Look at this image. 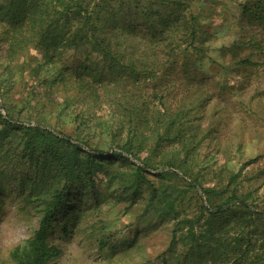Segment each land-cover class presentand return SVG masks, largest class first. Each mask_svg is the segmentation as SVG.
Segmentation results:
<instances>
[{"label": "rangeland", "instance_id": "obj_1", "mask_svg": "<svg viewBox=\"0 0 264 264\" xmlns=\"http://www.w3.org/2000/svg\"><path fill=\"white\" fill-rule=\"evenodd\" d=\"M176 1L160 5L155 0H129L123 8L127 2L143 4L147 11H157L141 16L152 21L176 12L184 17L197 15L195 46L204 53L185 52L184 38L175 44L178 30L168 37L170 47L149 43L139 33L127 42L136 50L123 52L120 58L123 64L134 63L136 75L121 71L122 79L110 84L107 95L98 92L92 96L89 91H78L74 80H59L61 76L70 78L67 74L73 77L77 67L89 68L82 70L83 81H91L93 75L103 81L114 77V70L106 69L108 61L95 53L86 56L82 48L64 51L61 62L46 70L39 68L36 74L30 69L47 60L39 49L25 47L11 61L16 66L11 77L1 75L0 113L24 126L39 124L103 153L134 138L131 131L136 122L146 121L140 134L152 136L137 154L141 160L149 156L150 167L135 203L122 198L120 184L106 188L104 181H95L100 204L92 203L91 194L80 196L75 201L78 215L71 214L75 211L71 206L53 224L49 241L61 255L50 264H182L184 258L189 260L185 241H179L185 230L176 229L175 223L197 214L196 195L185 184L190 179L203 187L227 186L228 193L236 191L239 196L251 193L264 215V13L259 18L264 0H187V9ZM260 4L257 18L246 13ZM141 46L140 55L137 49ZM4 50L1 45L0 61L6 60ZM239 60L249 64L238 65ZM173 61L178 66L174 71L158 65ZM181 68H188L185 75ZM151 73L154 76L149 79ZM196 99H202V105L187 110ZM170 120L174 121L163 137L171 140H163L157 149L154 139ZM5 149L9 156L16 153L12 146ZM185 150L193 154L179 167L170 153L178 154V159ZM129 160L140 165L136 159ZM115 166L114 171H122ZM0 168L5 172L0 192V261L7 263L9 252L32 235L42 214L24 204L21 194V184L29 185L27 178L34 169L21 166L16 159H5ZM233 175L236 179L230 182ZM182 189L186 192L173 204L174 212L161 218L157 210L163 206L162 199L168 195L174 199ZM152 190L156 194L150 202ZM64 224L68 225L66 236L61 228ZM192 258L191 264H211L206 256Z\"/></svg>", "mask_w": 264, "mask_h": 264}, {"label": "trees", "instance_id": "obj_2", "mask_svg": "<svg viewBox=\"0 0 264 264\" xmlns=\"http://www.w3.org/2000/svg\"><path fill=\"white\" fill-rule=\"evenodd\" d=\"M124 1L129 0H0V46L4 45L6 53V60L0 61V84L4 82L1 75L9 79L16 68L11 65V61L18 57L20 50L29 46L39 49L42 59L47 60L43 66L35 65L30 69L31 73L36 74L39 68L46 70V66H55L61 62L62 53L66 50L82 48L86 56L95 53L108 61L106 69L114 70L115 74L109 81L100 80L93 73L91 81H83L82 70L89 69L87 67H77L73 77L67 74L70 78L61 76L62 79H59L61 82L65 79L74 80L78 91H89L92 96L98 92L109 94L110 84L122 79L119 75L123 70L136 75L134 63L128 61L123 64L120 58L123 52L136 50L127 42L139 33L147 37L149 43L160 42L170 47L172 43L168 42V37L178 30L179 37L175 44L184 38L182 43L186 46L185 52L204 53L200 46H195L197 15L190 13L184 17L183 13L176 12L173 15L157 16L152 21L146 17L142 19L141 16L146 13L155 15L157 11H147L143 4L132 2H127L123 8ZM155 1L160 2V5L166 2ZM175 4H183L184 9L189 6L187 0H177ZM260 9L261 4L254 5L246 13L257 18ZM263 13L260 12L259 18H263ZM137 50L141 55L144 46ZM237 64L244 66L249 63L239 60ZM158 65L171 71L178 67L176 61ZM187 69H180L182 75L186 74ZM152 76L151 73L148 78ZM124 80L126 82L128 79ZM197 103L201 106L202 99L191 102L187 110ZM173 121L163 125L160 135L154 139L157 149L163 140H171L163 135ZM145 123L136 122L131 131L134 138L126 139L122 145L116 144L115 151L103 153L83 145L69 135L44 129L39 124L24 126L0 113V164L5 159H16L21 161V166L27 165L34 169L33 175L27 178L29 185L21 184V194L24 204L34 206L42 214L32 235L9 252L7 263L0 261V264H50L56 260L61 250L49 241L53 224L71 206L75 207L71 214L78 215L79 203L75 201L80 196L91 194L92 203L96 206L100 204L102 197L95 181H104L106 188L115 182L120 184V194L124 195L122 198L129 204L135 203V194L144 184L145 174L150 167L149 156L142 160L137 157L142 152V146L152 138L140 134L139 130ZM15 138L19 139L18 143L13 142ZM5 146L14 147L16 153L9 156ZM191 154L193 151L185 150L178 159L176 153L172 152L170 156L179 167H184L187 164L185 157ZM129 158L138 160L140 165H134ZM113 166L122 171H114ZM128 169L129 172H126ZM98 175L101 177L98 178ZM4 178L5 172L0 168V192L3 191L1 182ZM235 179L233 175L230 182ZM185 184L187 191L195 193L199 206L195 216L182 217L175 223L176 229L181 226L180 230H185V236L179 241H185L189 260L184 258L182 264H191L193 256L195 259L206 256L211 264H264V215L255 205L252 194L239 196L236 191L228 193L227 186L219 189L203 187L196 179H190ZM185 192L182 189L177 191L174 199L169 195L162 199L163 206L157 210L161 218L174 212L173 204ZM150 193L149 200L152 202L156 193L154 190ZM61 228L66 236L68 225L64 224ZM222 254H226V260L222 259Z\"/></svg>", "mask_w": 264, "mask_h": 264}]
</instances>
